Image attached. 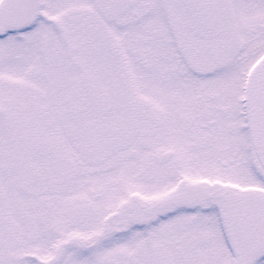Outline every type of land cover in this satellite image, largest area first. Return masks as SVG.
Instances as JSON below:
<instances>
[{"label": "flooded vegetation", "instance_id": "af4514ba", "mask_svg": "<svg viewBox=\"0 0 264 264\" xmlns=\"http://www.w3.org/2000/svg\"><path fill=\"white\" fill-rule=\"evenodd\" d=\"M42 2L33 26L0 35V264H209L210 250L217 264H233L211 203L129 219L127 230L95 239L120 202L152 199L177 180L264 189L243 110L247 74L264 48L235 97L248 181L223 173L224 81L242 66L249 0H121L119 20L87 12L71 34L52 18L61 33L40 36L42 66L26 73L38 84L25 88L13 62L29 46L10 40L39 26ZM250 32L264 37V21ZM211 166L221 174L210 176ZM12 237L33 249L50 242L47 256L13 255Z\"/></svg>", "mask_w": 264, "mask_h": 264}, {"label": "water", "instance_id": "95a60500", "mask_svg": "<svg viewBox=\"0 0 264 264\" xmlns=\"http://www.w3.org/2000/svg\"><path fill=\"white\" fill-rule=\"evenodd\" d=\"M42 0H1L0 34L33 26ZM243 110L254 151L255 167L264 177V54L249 71L244 85ZM211 203L218 209L220 226L234 254L233 264H249L264 255V190L240 188L210 181L177 180L174 188L152 199L137 196L120 202L102 221L95 240L127 230L129 219L144 223L155 214L180 207Z\"/></svg>", "mask_w": 264, "mask_h": 264}, {"label": "rangeland", "instance_id": "374dc122", "mask_svg": "<svg viewBox=\"0 0 264 264\" xmlns=\"http://www.w3.org/2000/svg\"><path fill=\"white\" fill-rule=\"evenodd\" d=\"M47 5L43 10L40 11V21L39 26L31 31L25 38H19V40H10L13 41L19 48L21 46H26L28 44L29 47H24L21 51H18L17 63L13 62V64L18 68L22 69V74L18 75L17 83L20 86L25 87L27 83L31 84V86H36L38 84L37 80L31 81L28 80L27 72H35L37 69L42 66V54H41V35L47 34L46 31L50 30V39L54 40V37L59 35L61 32V28L58 30L54 26L50 25V20L52 18H56L60 26L67 31L68 34L73 33L72 29L73 23L72 21L76 18L86 16L87 12H91V17L100 18V19H116L119 20L123 15V11L120 4L121 0H46ZM111 2H115L113 6H111ZM81 8V9H77ZM113 8H116V16H111V11ZM77 9V10H75ZM264 21V0H249L246 16H244L242 31H241V52H240V64L242 65L239 72L236 74H231L230 78L227 75L226 80L224 81V90H225V117L223 120L224 123V136L222 143L225 145V149L227 150L226 164L224 167L223 173L225 177L228 178L229 175L232 179L240 180L242 179L243 183L248 181L246 175L248 174V169L244 162L241 161L240 156H238L239 149L242 146V138L240 131L238 130L239 123V115H238V105L236 104L235 97L238 92V81L240 82L241 72L246 67L248 62L255 57V55L260 52L264 48V37H258L256 39L252 38L253 32L250 30H256L262 22ZM119 22H117L118 24ZM71 25V27H67ZM26 39V40H25ZM38 39V40H37ZM29 42H28V41ZM31 70V71H30ZM35 70V71H34ZM13 75L11 72H7L4 74L7 78H10ZM238 77V78H236ZM236 79H238L236 81ZM16 83V82H15ZM16 83V84H17ZM21 83V84H20ZM26 88V87H25ZM39 89V88H37ZM19 90V86H18ZM32 93L29 91L27 96ZM217 141V140H216ZM237 152L235 155L236 159L234 162L229 163L228 159L233 152ZM211 166V174L210 176H217L219 173ZM215 171V173H214ZM260 181V180H259ZM259 183V182H258ZM12 236H15L13 234ZM14 246L10 250V252L15 254L16 256H21L25 252L34 251L39 255H46L48 252V244L45 243V246L39 244L38 249H33L32 247L24 245V243L20 240H15ZM10 241V240H9ZM35 248V247H34ZM221 260L219 253L215 250L209 251V264H217V261ZM224 260V259H223ZM19 264V263H18Z\"/></svg>", "mask_w": 264, "mask_h": 264}]
</instances>
